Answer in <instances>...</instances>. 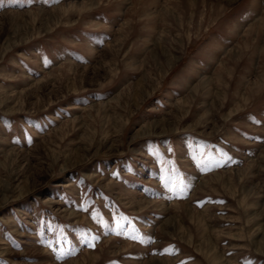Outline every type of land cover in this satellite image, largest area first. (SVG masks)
<instances>
[{"label":"rangeland","instance_id":"374dc122","mask_svg":"<svg viewBox=\"0 0 264 264\" xmlns=\"http://www.w3.org/2000/svg\"><path fill=\"white\" fill-rule=\"evenodd\" d=\"M0 264H264V0H0Z\"/></svg>","mask_w":264,"mask_h":264},{"label":"bare ground","instance_id":"6f19581e","mask_svg":"<svg viewBox=\"0 0 264 264\" xmlns=\"http://www.w3.org/2000/svg\"><path fill=\"white\" fill-rule=\"evenodd\" d=\"M229 1H232V0H229Z\"/></svg>","mask_w":264,"mask_h":264},{"label":"snow or ice","instance_id":"6c2138e0","mask_svg":"<svg viewBox=\"0 0 264 264\" xmlns=\"http://www.w3.org/2000/svg\"><path fill=\"white\" fill-rule=\"evenodd\" d=\"M167 251V250H166Z\"/></svg>","mask_w":264,"mask_h":264}]
</instances>
